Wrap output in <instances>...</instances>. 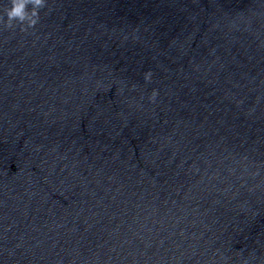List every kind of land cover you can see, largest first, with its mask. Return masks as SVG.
<instances>
[{"label":"water","instance_id":"obj_1","mask_svg":"<svg viewBox=\"0 0 264 264\" xmlns=\"http://www.w3.org/2000/svg\"><path fill=\"white\" fill-rule=\"evenodd\" d=\"M10 6L0 264H264V0Z\"/></svg>","mask_w":264,"mask_h":264},{"label":"clouds","instance_id":"obj_2","mask_svg":"<svg viewBox=\"0 0 264 264\" xmlns=\"http://www.w3.org/2000/svg\"><path fill=\"white\" fill-rule=\"evenodd\" d=\"M31 4L32 10H27V5ZM44 4V0H11V6L6 11L8 26L11 27L13 22L26 24L32 27L37 22V11Z\"/></svg>","mask_w":264,"mask_h":264}]
</instances>
